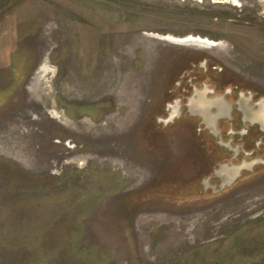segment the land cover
<instances>
[{
	"label": "rangeland",
	"instance_id": "obj_1",
	"mask_svg": "<svg viewBox=\"0 0 264 264\" xmlns=\"http://www.w3.org/2000/svg\"><path fill=\"white\" fill-rule=\"evenodd\" d=\"M196 92L264 101V0H0V264H264V153L207 179Z\"/></svg>",
	"mask_w": 264,
	"mask_h": 264
},
{
	"label": "flooded vegetation",
	"instance_id": "obj_2",
	"mask_svg": "<svg viewBox=\"0 0 264 264\" xmlns=\"http://www.w3.org/2000/svg\"><path fill=\"white\" fill-rule=\"evenodd\" d=\"M224 94L227 95L228 93ZM194 95L183 106L186 111V118L190 122L197 120L202 133L206 138H209V143L215 147L214 153L206 155L205 168L208 167L206 169H209L210 172L207 179L220 176L230 181L231 176L225 171L231 168L220 165L224 158L227 157L226 163L230 162L229 164H231L245 156L255 155L257 151L264 153V101L262 99L253 101L236 95L234 103L227 106L222 97H212L213 100L208 101L203 92H196ZM210 107L215 110L214 115L209 112ZM222 139H229L238 143L223 142ZM199 186L203 187V184L200 183Z\"/></svg>",
	"mask_w": 264,
	"mask_h": 264
},
{
	"label": "bare ground",
	"instance_id": "obj_3",
	"mask_svg": "<svg viewBox=\"0 0 264 264\" xmlns=\"http://www.w3.org/2000/svg\"><path fill=\"white\" fill-rule=\"evenodd\" d=\"M190 38H192L191 40H193V42H194V41H197V42H199L200 44H208V46H209V45H210V46L212 45L208 40H202V39H200V38H194V37H190ZM198 39H200L201 41L198 40ZM182 41H183V42H187V43L189 42V41L186 40V39H185V40H182ZM197 45H198V44H197Z\"/></svg>",
	"mask_w": 264,
	"mask_h": 264
},
{
	"label": "water",
	"instance_id": "obj_4",
	"mask_svg": "<svg viewBox=\"0 0 264 264\" xmlns=\"http://www.w3.org/2000/svg\"><path fill=\"white\" fill-rule=\"evenodd\" d=\"M186 45H189V44H186ZM204 113L206 112V110L205 111H203ZM225 169V168H224ZM238 170L239 169H237V168H231V169H227L226 171H229L228 173L230 174V176H231V178L233 177V175L234 176H236L237 175V173H238Z\"/></svg>",
	"mask_w": 264,
	"mask_h": 264
}]
</instances>
